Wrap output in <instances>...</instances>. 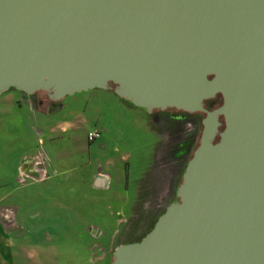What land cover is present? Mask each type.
I'll list each match as a JSON object with an SVG mask.
<instances>
[{
  "label": "water",
  "instance_id": "95a60500",
  "mask_svg": "<svg viewBox=\"0 0 264 264\" xmlns=\"http://www.w3.org/2000/svg\"><path fill=\"white\" fill-rule=\"evenodd\" d=\"M95 87L205 112L178 200L109 264H264V0H0V94Z\"/></svg>",
  "mask_w": 264,
  "mask_h": 264
},
{
  "label": "rangeland",
  "instance_id": "374dc122",
  "mask_svg": "<svg viewBox=\"0 0 264 264\" xmlns=\"http://www.w3.org/2000/svg\"><path fill=\"white\" fill-rule=\"evenodd\" d=\"M66 120L73 124L65 125ZM152 126V115L112 88L77 91L55 101L44 90L35 91L30 100L17 89L1 93L0 193H10L9 198H16L23 208L24 196L35 195L36 191L25 186L21 164L29 159L44 161L51 175L45 187L57 190L60 201L73 204L101 231L92 236L85 230H49L34 239L35 233L26 232L22 226L18 229L21 232L10 236L18 240L33 238L32 243L43 246L52 256L49 260L54 258L48 264H107L98 257L110 240L116 245L124 237L129 204L140 180V194L147 184L154 190L160 187L148 181L150 177L142 178L155 162L158 134ZM89 130L100 131V136L89 141ZM97 170L111 175L109 189L90 186L89 180ZM138 198L136 211L143 207ZM151 198L145 208L156 206L155 196Z\"/></svg>",
  "mask_w": 264,
  "mask_h": 264
},
{
  "label": "crops",
  "instance_id": "0c3cea01",
  "mask_svg": "<svg viewBox=\"0 0 264 264\" xmlns=\"http://www.w3.org/2000/svg\"><path fill=\"white\" fill-rule=\"evenodd\" d=\"M13 89H9L10 91ZM9 94V93H8ZM10 97H5V100ZM13 101V99H12ZM61 105V104H60ZM73 121L66 120L65 125H71ZM64 128V127H63ZM21 164V172L25 175V186H30L35 190V195L24 196V207L21 208L16 198H9L10 193H0V264H48L55 261L48 259L52 257L43 246L31 242L33 238L24 240L17 237L12 238L9 233L15 232L23 226L26 232L35 233L34 239H40L39 234L43 231L52 232H82L83 230L92 236L101 231L97 225L81 215L71 203H64L56 196L53 188L45 187L51 178L48 171V163L40 160L29 159ZM111 175L109 172L97 170L89 180L93 189L107 190L110 188ZM29 180V181H27ZM140 183L137 186L136 194L129 204V213L136 211L140 205H136V200L141 196ZM33 193V192H30ZM127 215V216H128ZM142 228L136 226L133 231H140ZM21 232V231H17ZM95 233V235H93ZM17 235V234H16ZM125 240L119 239L118 245ZM115 240H110L104 247L98 259L107 264L112 259V251L116 245ZM94 245V244H93ZM99 245V243H98ZM101 245V244H100Z\"/></svg>",
  "mask_w": 264,
  "mask_h": 264
},
{
  "label": "flooded vegetation",
  "instance_id": "af4514ba",
  "mask_svg": "<svg viewBox=\"0 0 264 264\" xmlns=\"http://www.w3.org/2000/svg\"><path fill=\"white\" fill-rule=\"evenodd\" d=\"M210 98L203 100L204 107L209 110L214 108ZM28 99L30 100V95H28ZM144 110L146 109L144 108ZM148 115L153 117L154 126L152 127L154 128L152 129L156 131L158 138L154 151L155 162L153 161L142 178L148 176L150 177L148 181L151 179V183H154V185L157 183L160 187L155 190L153 186L149 187V184L144 187L140 196V204L143 205L142 209L132 211L127 216V228L124 232V237H121L122 241L125 240L124 242L138 240L152 227L164 208L169 203L178 200L176 188L182 180V174L188 159L199 144L203 127L202 119L205 112L203 110L188 111L168 106L165 108H153L152 111L148 112ZM219 120L221 124L218 129L221 130L224 126L222 115H219ZM162 129L167 133H164ZM218 138L219 134L217 133L213 141H217ZM151 195L152 197L155 196L156 206H148V208L146 206L145 208V205L149 203L148 201L152 199ZM147 197H149L148 201L145 200ZM162 200L164 203L161 205ZM136 226L142 229L138 232L133 231Z\"/></svg>",
  "mask_w": 264,
  "mask_h": 264
},
{
  "label": "trees",
  "instance_id": "16d2710c",
  "mask_svg": "<svg viewBox=\"0 0 264 264\" xmlns=\"http://www.w3.org/2000/svg\"><path fill=\"white\" fill-rule=\"evenodd\" d=\"M210 76L211 75H209V77ZM210 100L212 101L214 107L218 106L222 102V95H221V93L218 92L214 97H211Z\"/></svg>",
  "mask_w": 264,
  "mask_h": 264
},
{
  "label": "built area",
  "instance_id": "2783aa9c",
  "mask_svg": "<svg viewBox=\"0 0 264 264\" xmlns=\"http://www.w3.org/2000/svg\"><path fill=\"white\" fill-rule=\"evenodd\" d=\"M100 136V131L98 130H89L87 133V138L89 141L94 140L95 138Z\"/></svg>",
  "mask_w": 264,
  "mask_h": 264
}]
</instances>
